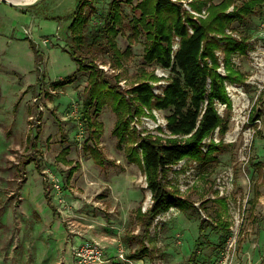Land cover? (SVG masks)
Here are the masks:
<instances>
[{
  "label": "rangeland",
  "instance_id": "1",
  "mask_svg": "<svg viewBox=\"0 0 264 264\" xmlns=\"http://www.w3.org/2000/svg\"><path fill=\"white\" fill-rule=\"evenodd\" d=\"M110 1L89 0L84 7L87 29L108 23ZM117 1L120 65L105 38L85 47L83 54L121 91L144 71L153 72L158 77L151 80L153 92L159 94L170 71L143 61L144 34L135 33L130 20L138 0ZM176 1L195 16L206 15L204 8L192 10L190 0ZM75 4L37 0L22 6L18 15L0 11L12 25L0 30V264H72L64 234L70 244L91 239L115 253L121 249L126 260L118 259L120 264H264V5L232 23L235 37L247 33L248 48L232 56L245 80L225 82L230 110L215 104L227 119L224 134L215 129L211 135L222 139L221 150L210 163L185 157L166 172L168 185L177 187L193 208L185 212L172 206L143 231L135 210L149 205L150 191L140 166L126 159L111 133L115 114L109 104L97 117L102 127L96 144L104 164L83 148L92 145L81 118L88 70L78 69L67 44V15ZM177 40L173 38V49ZM216 53L221 60V49ZM221 63L218 71L224 73ZM166 112L144 107L130 126L164 136ZM65 147L71 164L59 159ZM26 155L33 160L23 163ZM75 162L78 167L66 180ZM141 246L145 254L128 258Z\"/></svg>",
  "mask_w": 264,
  "mask_h": 264
},
{
  "label": "trees",
  "instance_id": "2",
  "mask_svg": "<svg viewBox=\"0 0 264 264\" xmlns=\"http://www.w3.org/2000/svg\"><path fill=\"white\" fill-rule=\"evenodd\" d=\"M88 3L89 0H76L74 9L67 15L70 19L67 27L69 54L79 70H88L81 99V118L86 126L87 141L91 140L92 145L83 148L91 152L98 164H104V158L100 157L103 154L96 144L102 127L97 117L103 105L109 104L115 114L111 133L126 159L140 166L150 191L149 205L144 210L140 206L135 210V218L146 231L159 213L172 206L185 212L193 208V203L182 197L177 187L168 185L166 172L185 157L200 165L210 163L221 150L222 139L215 140L211 135L215 129L223 135L227 119L219 114L215 104L222 103L227 111L230 110L231 99L225 82L240 84L245 80L244 73L234 66L232 56L243 54L248 48L247 33L242 30L239 38L235 37L231 33L235 29L232 23L244 21L256 7L264 5V0H241L239 3L234 0L188 1L190 8L198 13L204 8L205 16L193 15L176 0L136 1L132 9L137 14L130 20L134 32L144 34L143 61L155 62L170 71L159 94L153 92L151 80L158 78L153 72L144 71L139 80L121 91L117 84L110 83L109 77L97 65L89 63L83 54L84 48L105 38L116 57V64L120 65L122 52L116 47L115 36L122 15L118 1L111 0L108 23L87 29L84 7ZM228 28L230 32L226 31ZM174 37L178 38L175 49ZM218 49L223 53L221 60L216 53ZM220 63L224 73L218 71ZM70 80L71 77H67L66 81ZM144 107L167 111L164 136L142 134L130 126L132 116L142 113ZM255 114H252L253 118H257V112ZM27 139L32 142L30 137ZM66 151V147L62 149L59 159L71 164V160L65 159ZM32 160L26 155L23 163ZM77 167L78 162L68 167L66 180ZM139 251L146 253L145 247L141 246L128 258H138Z\"/></svg>",
  "mask_w": 264,
  "mask_h": 264
},
{
  "label": "built area",
  "instance_id": "3",
  "mask_svg": "<svg viewBox=\"0 0 264 264\" xmlns=\"http://www.w3.org/2000/svg\"><path fill=\"white\" fill-rule=\"evenodd\" d=\"M70 251L75 264H105L108 257L105 256L104 248L94 240H81L70 245ZM117 259H124L121 249L115 253Z\"/></svg>",
  "mask_w": 264,
  "mask_h": 264
},
{
  "label": "crops",
  "instance_id": "4",
  "mask_svg": "<svg viewBox=\"0 0 264 264\" xmlns=\"http://www.w3.org/2000/svg\"><path fill=\"white\" fill-rule=\"evenodd\" d=\"M14 7H16L17 9H15ZM18 10H25L24 7H18V6H15V5H11L9 4L8 2L4 1V0H0V11H3L5 15H18L19 11ZM6 20H4V17H1L0 16V30L1 31H4V30H9L10 27L12 26L8 23H5ZM73 174V173H72ZM67 234H64V242H65V246H66V249H68L69 253H70V256H71V262L72 264H75L74 263V260H73V257H72V254H71V251H70V239L67 238ZM77 238V237H76ZM77 238V240H74L76 241L75 243L83 240V239H79ZM104 253H105V256L108 257V262L105 263V264H120L119 260L116 258V255H115V252L113 249H104Z\"/></svg>",
  "mask_w": 264,
  "mask_h": 264
},
{
  "label": "water",
  "instance_id": "5",
  "mask_svg": "<svg viewBox=\"0 0 264 264\" xmlns=\"http://www.w3.org/2000/svg\"><path fill=\"white\" fill-rule=\"evenodd\" d=\"M4 1L8 2L11 5H15V6H18V7H22V6H26V5L32 4V3L36 2L37 0H32V1L26 2V3H14V2L8 1V0H4Z\"/></svg>",
  "mask_w": 264,
  "mask_h": 264
},
{
  "label": "bare ground",
  "instance_id": "6",
  "mask_svg": "<svg viewBox=\"0 0 264 264\" xmlns=\"http://www.w3.org/2000/svg\"><path fill=\"white\" fill-rule=\"evenodd\" d=\"M8 1H12L14 3H26V2H30L32 0H8Z\"/></svg>",
  "mask_w": 264,
  "mask_h": 264
}]
</instances>
